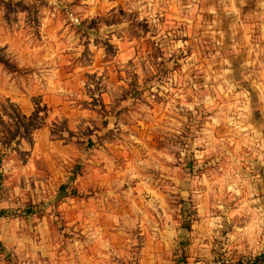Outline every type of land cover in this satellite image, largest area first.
<instances>
[{"label":"rangeland","instance_id":"374dc122","mask_svg":"<svg viewBox=\"0 0 264 264\" xmlns=\"http://www.w3.org/2000/svg\"><path fill=\"white\" fill-rule=\"evenodd\" d=\"M252 3L0 0V264L264 251Z\"/></svg>","mask_w":264,"mask_h":264},{"label":"crops","instance_id":"0c3cea01","mask_svg":"<svg viewBox=\"0 0 264 264\" xmlns=\"http://www.w3.org/2000/svg\"><path fill=\"white\" fill-rule=\"evenodd\" d=\"M239 1H241V0H239ZM253 2H254V3H252L253 6H251V8H250L251 17H253V19H257V21H258L259 20V14H260V19H261L260 24H261V28H262L261 31L263 30V37H264V0H257V1L253 0ZM256 5H257V7H256ZM259 5H260V12L261 13L260 12L259 13L254 12V9H255V11H257ZM251 26L253 27L254 25L251 24ZM253 33H254V29L251 30V33L249 32V34H253ZM251 48L253 50H255L256 53H257V50L264 53V45L259 46V44H257ZM249 49H250V47L246 51L249 52ZM261 84L264 85V80H262Z\"/></svg>","mask_w":264,"mask_h":264},{"label":"trees","instance_id":"16d2710c","mask_svg":"<svg viewBox=\"0 0 264 264\" xmlns=\"http://www.w3.org/2000/svg\"><path fill=\"white\" fill-rule=\"evenodd\" d=\"M5 215V211L0 209V217ZM264 263V251L258 254L254 259L247 262V264Z\"/></svg>","mask_w":264,"mask_h":264}]
</instances>
